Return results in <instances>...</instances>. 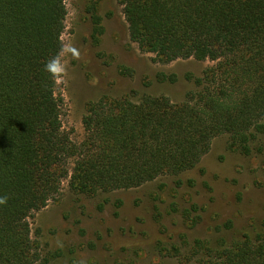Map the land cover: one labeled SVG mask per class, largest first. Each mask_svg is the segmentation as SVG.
<instances>
[{"label": "trees", "instance_id": "trees-1", "mask_svg": "<svg viewBox=\"0 0 264 264\" xmlns=\"http://www.w3.org/2000/svg\"><path fill=\"white\" fill-rule=\"evenodd\" d=\"M118 1L130 41L155 62L213 64L187 76L196 89L179 103L150 94L89 103L75 143L62 129L57 75L45 69L63 50L65 0H0V264L38 262L29 218L63 181L88 196L134 188L195 167L218 135L248 153L264 134V0ZM190 254L180 264H264V236L196 240Z\"/></svg>", "mask_w": 264, "mask_h": 264}, {"label": "rangeland", "instance_id": "rangeland-1", "mask_svg": "<svg viewBox=\"0 0 264 264\" xmlns=\"http://www.w3.org/2000/svg\"><path fill=\"white\" fill-rule=\"evenodd\" d=\"M63 50L56 91L62 129L84 137L82 118L103 96L165 95L174 103L195 90L209 60H153L130 41L118 0H65ZM93 15L99 18L95 29ZM159 74L174 81H160ZM228 134L213 138L193 168L140 186L88 196L61 192L29 218L38 244L36 264H180L196 240L228 245L247 234L264 236V134L245 153ZM185 261V260H184Z\"/></svg>", "mask_w": 264, "mask_h": 264}, {"label": "clouds", "instance_id": "clouds-1", "mask_svg": "<svg viewBox=\"0 0 264 264\" xmlns=\"http://www.w3.org/2000/svg\"><path fill=\"white\" fill-rule=\"evenodd\" d=\"M45 69L53 74V76H56L57 74L64 71L63 67L60 66L58 60L56 58H53L51 61H49L45 65ZM6 198H0V203H5Z\"/></svg>", "mask_w": 264, "mask_h": 264}]
</instances>
